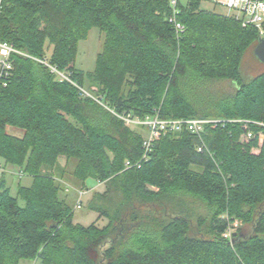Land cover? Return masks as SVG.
<instances>
[{"label":"trees","instance_id":"trees-1","mask_svg":"<svg viewBox=\"0 0 264 264\" xmlns=\"http://www.w3.org/2000/svg\"><path fill=\"white\" fill-rule=\"evenodd\" d=\"M169 1L4 0L0 41L48 57L118 113L263 126L249 125L247 142L241 124L208 129L212 157L189 133L163 136L140 169L127 170L126 161L141 159L144 136L38 62L14 56L12 78L0 88V159L33 184L15 198L0 180V264H264V73L249 82L241 74L244 51L261 35L201 9L203 0H186L178 37ZM93 28L104 46L85 74L75 68L77 47ZM222 80L237 83L235 94L206 104L203 85ZM71 163L78 190L88 191V180L105 185L88 204L105 227L75 224L60 198ZM189 201L206 214L192 217ZM236 222L242 227L229 241L223 235Z\"/></svg>","mask_w":264,"mask_h":264},{"label":"built area","instance_id":"built-area-1","mask_svg":"<svg viewBox=\"0 0 264 264\" xmlns=\"http://www.w3.org/2000/svg\"><path fill=\"white\" fill-rule=\"evenodd\" d=\"M3 1L0 0V17L3 9ZM186 0H170L171 15L168 22L174 28L178 37H181L185 32V27L178 21L180 15V5ZM213 3L216 6H221L228 9L230 12L236 13L233 17L236 21L240 22L243 27H256L262 28L264 25V1L263 0H203ZM230 17V16H228ZM264 35V34H263ZM262 36V35H261ZM19 56L22 58L32 59L45 68H47L51 74H53L59 81L68 82L79 91V96L83 99H91L108 112H110L118 120L122 121L128 128L135 127L146 131L144 140L142 143L143 155L139 161L132 162L126 161L124 168L140 169L144 162H146L150 155L153 153L155 144L160 137L168 135H181L183 133H189L195 136L199 142L198 152L208 153L212 157L208 145L205 141V134L208 129H216L217 127H225L227 124H241L244 127L245 134L242 136V140L249 141L254 138V134L248 129L249 125L263 126L258 122H251L246 120H224L217 118H180V119H163L159 113L152 116L141 118L130 113H118L115 110L108 107L104 101V98L92 93L88 89L78 85L72 79V73L69 71H61L56 65L50 62L48 57L36 58L23 51L17 50L13 45L0 41V88H6L12 78V72L14 70L13 57ZM245 140V141H246ZM0 162V169H1ZM20 175V177H22ZM90 191H80L77 201V209H81L83 206V197ZM224 238L231 239L232 231L229 229L224 235Z\"/></svg>","mask_w":264,"mask_h":264},{"label":"rangeland","instance_id":"rangeland-1","mask_svg":"<svg viewBox=\"0 0 264 264\" xmlns=\"http://www.w3.org/2000/svg\"><path fill=\"white\" fill-rule=\"evenodd\" d=\"M201 9L209 12H213L215 14L230 16L233 17L236 13L230 12L228 9L216 6L211 2L203 1L201 3ZM242 26V25H241ZM243 27V26H242ZM260 35L264 34L263 27L258 29ZM205 36L208 38L216 39L219 36L213 32H205ZM104 46V35L101 34L100 30L97 28H93L89 31L86 38L82 39L78 43L77 47V55L75 60V68L78 71H82L85 74L89 72H93L96 66L97 57L102 52ZM256 46H252L249 49L245 50L242 57L241 62V74L244 82H249L258 76L261 73H264V64L260 63L255 55L254 50ZM204 91H201L202 98L204 99L205 103H217L221 100L229 98L233 96L237 90V83L222 80V81H211L207 82L204 85ZM207 101V102H206ZM133 132L141 133L143 136L146 135V131L137 129L135 127L129 128ZM8 131L18 137H22V131L18 129L8 128ZM242 139V137H241ZM246 139L241 140L242 142H247ZM2 164L0 169V180L4 178L7 187L10 188L11 195L15 198L18 197L19 189L21 187L30 188L33 184V179L29 175H20L24 174L19 167H12L6 166L5 162L0 159ZM66 160L64 158L60 159V166L65 167ZM74 163L70 164L67 168L68 173H66V177L64 178L65 181H69L67 184L64 180H60L59 182L64 186V190L60 194L61 199H65L68 206L73 209L74 211V223L79 224L83 227H89L93 224H96L100 228L105 227L108 224L106 219H99V216L96 212L89 210L88 204L91 200L94 192L103 193L105 192V185L99 184L94 180H88L86 183V189H89V193L83 197V206L81 209H77V201L79 196L78 188L80 186H76L72 183L73 177L71 175V169ZM189 204H186V209L189 210V213L195 219H198L200 216L205 215V211L203 210L202 206L195 202L189 201ZM20 204L23 202L20 200ZM242 224L240 222H236V224L231 229L232 231V238L234 239V235L238 234ZM231 238V239H232ZM231 239H227L231 241ZM19 264H40L39 261H28V260H21Z\"/></svg>","mask_w":264,"mask_h":264},{"label":"water","instance_id":"water-1","mask_svg":"<svg viewBox=\"0 0 264 264\" xmlns=\"http://www.w3.org/2000/svg\"><path fill=\"white\" fill-rule=\"evenodd\" d=\"M254 55L260 63L264 64V35L259 38Z\"/></svg>","mask_w":264,"mask_h":264},{"label":"crops","instance_id":"crops-1","mask_svg":"<svg viewBox=\"0 0 264 264\" xmlns=\"http://www.w3.org/2000/svg\"><path fill=\"white\" fill-rule=\"evenodd\" d=\"M99 186H101V185H99Z\"/></svg>","mask_w":264,"mask_h":264}]
</instances>
